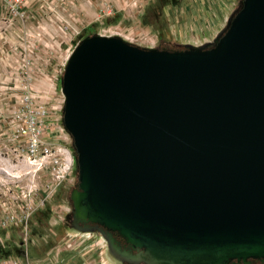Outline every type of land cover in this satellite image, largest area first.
<instances>
[{
  "label": "water",
  "instance_id": "95a60500",
  "mask_svg": "<svg viewBox=\"0 0 264 264\" xmlns=\"http://www.w3.org/2000/svg\"><path fill=\"white\" fill-rule=\"evenodd\" d=\"M60 90L76 221L146 264L264 259V0L182 48L85 35Z\"/></svg>",
  "mask_w": 264,
  "mask_h": 264
},
{
  "label": "rangeland",
  "instance_id": "374dc122",
  "mask_svg": "<svg viewBox=\"0 0 264 264\" xmlns=\"http://www.w3.org/2000/svg\"><path fill=\"white\" fill-rule=\"evenodd\" d=\"M166 1L0 0V261L146 264L131 255L119 258L118 247L110 249L101 231L74 219L75 152L61 121L60 76L68 53L88 34L118 35L140 47L194 44L159 38L167 31ZM219 1L227 18L239 5ZM32 121L42 123L34 146ZM109 235L120 250L136 252L114 232Z\"/></svg>",
  "mask_w": 264,
  "mask_h": 264
},
{
  "label": "crops",
  "instance_id": "0c3cea01",
  "mask_svg": "<svg viewBox=\"0 0 264 264\" xmlns=\"http://www.w3.org/2000/svg\"><path fill=\"white\" fill-rule=\"evenodd\" d=\"M208 9L210 13L206 14ZM163 11L167 29L159 36L163 40L186 38L189 40L187 42L200 44L211 40L224 27L227 20V15L220 8L219 0H178V5L170 0L164 2ZM202 14L206 17H201ZM158 34L156 31L151 38L156 39Z\"/></svg>",
  "mask_w": 264,
  "mask_h": 264
},
{
  "label": "built area",
  "instance_id": "2783aa9c",
  "mask_svg": "<svg viewBox=\"0 0 264 264\" xmlns=\"http://www.w3.org/2000/svg\"><path fill=\"white\" fill-rule=\"evenodd\" d=\"M25 128V127H24ZM24 128L22 127V130H24ZM42 129V123L35 121L31 123V128H30V132H29V137L30 139H32V143L34 146V142L33 140L35 139V137L38 135V133L40 132V130ZM0 264H33L32 262L28 261V260H22V259H2L0 261Z\"/></svg>",
  "mask_w": 264,
  "mask_h": 264
},
{
  "label": "bare ground",
  "instance_id": "6f19581e",
  "mask_svg": "<svg viewBox=\"0 0 264 264\" xmlns=\"http://www.w3.org/2000/svg\"><path fill=\"white\" fill-rule=\"evenodd\" d=\"M69 163H70V157H69ZM83 228L87 229V230H98V231H101L103 236L106 238V240L108 241L109 245H110V249H116L115 248V244L113 242V238L108 235L106 232H104L101 227H99L98 225H94V224H85L84 226H82ZM113 251V250H111ZM114 253V252H112ZM132 253L127 250V249H121L120 250V247L118 246V257L120 258L121 256H125V255H131ZM131 257V256H130ZM147 264H150V263H147Z\"/></svg>",
  "mask_w": 264,
  "mask_h": 264
},
{
  "label": "flooded vegetation",
  "instance_id": "af4514ba",
  "mask_svg": "<svg viewBox=\"0 0 264 264\" xmlns=\"http://www.w3.org/2000/svg\"><path fill=\"white\" fill-rule=\"evenodd\" d=\"M116 246L115 247H118L119 246V242H118V244L115 242L114 243ZM120 247V246H119ZM232 264H236V263H238V262H231ZM243 264H250V262L249 261H247L246 263H243Z\"/></svg>",
  "mask_w": 264,
  "mask_h": 264
}]
</instances>
